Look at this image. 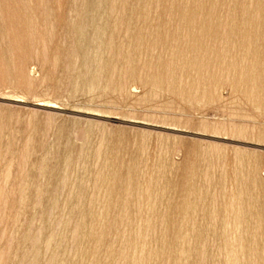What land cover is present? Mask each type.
Here are the masks:
<instances>
[{
	"label": "rangeland",
	"instance_id": "374dc122",
	"mask_svg": "<svg viewBox=\"0 0 264 264\" xmlns=\"http://www.w3.org/2000/svg\"><path fill=\"white\" fill-rule=\"evenodd\" d=\"M42 1L0 0V264H264V0Z\"/></svg>",
	"mask_w": 264,
	"mask_h": 264
},
{
	"label": "bare ground",
	"instance_id": "6f19581e",
	"mask_svg": "<svg viewBox=\"0 0 264 264\" xmlns=\"http://www.w3.org/2000/svg\"><path fill=\"white\" fill-rule=\"evenodd\" d=\"M44 1H47V0H44ZM44 1H42V3H41V5L43 6V3H44ZM61 0H57V4H58V6L60 7V4H61V2H60ZM82 0H73V6H75V8L73 9V12L74 13H76V15H80V18H79V21H78V23H80V20H81V14H80V11H81V6H82ZM72 11V10H71ZM71 13V12H70ZM75 15V16H76ZM71 16V14L69 15V17ZM71 18V17H70ZM76 18V17H75ZM55 20V19H54ZM75 21V20H74ZM73 21H71V24H73L72 23ZM79 30V31H78ZM81 30V28L78 26V24L77 25H75V24H73V25H71V43L69 44V47H68V57L70 58V61H74V62H76V60H77V55H76V53H77V49H78V47H80L82 44H83V41L81 42V41H79V38H80V40L82 39L81 37H79L80 36V32H82V31H80ZM232 29L231 28H229L228 29V31H231ZM85 33V32H84ZM83 32H82V34H84ZM77 34H79V36H77ZM81 34V35H82ZM84 36H87V35H83V39L84 38H86V37H84ZM66 39V37H64V39L63 40H65ZM63 42H65V41H63ZM43 49H44V46H43ZM224 51V53H223V57L225 58V59H228L229 58V56H227L228 55V50L227 49H224L223 50ZM79 60V59H78ZM78 60H77V62H78ZM230 61V60H229ZM75 65L76 64H74V68H75ZM53 66H54V68H53V71H54V69L57 67V66H55L54 64H53ZM251 67L253 68V71L257 68V61H253L252 63H251ZM51 68V69H52ZM80 72H82V74L80 75L79 74V77L81 76L82 78H84V80L85 81H87V79L89 78V76L92 74V72H93V70L89 67V66H86V67H84L83 68V70L82 71H80ZM79 72V73H80ZM81 77H80V79H81ZM261 78H260V76H259V74L258 73H254L251 77H249V78H242V77H239V78H237V77H235V76H233V75H231V76H227L224 80H221V81H218L217 83H215L216 85L219 83H226V84H230V86H233V87H235V86H237L238 84H243V83H245L246 85H247V92H246V94H247V98H248V100H250V101H252L253 100V94L255 93V92H257L258 90H260L261 89V80H260ZM228 86V85H227ZM47 118V117H46ZM51 118H53V117H51ZM49 119V121H51L50 120V118H48ZM48 121V120H47ZM46 127H45V131H46V133H48L50 130H51V127H50V125H45ZM48 135V134H47ZM39 234V233H38ZM9 249H10V246L9 245H7L6 247H4L2 250H1V252H0V262L2 263L3 261H4V259L7 257V255L9 254Z\"/></svg>",
	"mask_w": 264,
	"mask_h": 264
}]
</instances>
